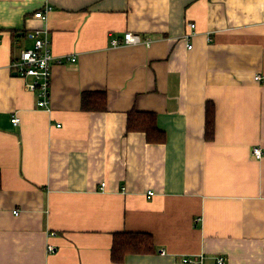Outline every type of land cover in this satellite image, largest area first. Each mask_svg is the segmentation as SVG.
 Instances as JSON below:
<instances>
[{
	"label": "crops",
	"instance_id": "0c3cea01",
	"mask_svg": "<svg viewBox=\"0 0 264 264\" xmlns=\"http://www.w3.org/2000/svg\"><path fill=\"white\" fill-rule=\"evenodd\" d=\"M36 30L49 109L11 68ZM0 176V264H116L125 232L155 252L120 264H264V0H0Z\"/></svg>",
	"mask_w": 264,
	"mask_h": 264
},
{
	"label": "built area",
	"instance_id": "2783aa9c",
	"mask_svg": "<svg viewBox=\"0 0 264 264\" xmlns=\"http://www.w3.org/2000/svg\"><path fill=\"white\" fill-rule=\"evenodd\" d=\"M51 7H46L45 11L35 13V17L46 21L49 16ZM34 39V45L32 48L23 49L18 58L13 61L11 68L16 75L26 79V88L34 93L37 97V106L40 109L50 108V85L52 82L53 64L57 60L58 63H63L64 59H56L52 52V41L47 30H36L31 35ZM142 43L140 37L133 33H126L123 42L120 40H113L112 46L117 47L123 45H137ZM146 46L151 45L150 40L144 42ZM68 61L75 62V57L68 58ZM20 122L18 116L12 118V123L17 125ZM253 154L256 158L261 157V151L258 148L253 149ZM105 187V183L101 185ZM149 196L153 193L148 192ZM19 212L16 211V214ZM48 250L52 252L54 247L48 246ZM186 262H192L191 259H185ZM217 264H224V258H219Z\"/></svg>",
	"mask_w": 264,
	"mask_h": 264
},
{
	"label": "trees",
	"instance_id": "16d2710c",
	"mask_svg": "<svg viewBox=\"0 0 264 264\" xmlns=\"http://www.w3.org/2000/svg\"><path fill=\"white\" fill-rule=\"evenodd\" d=\"M89 96H84L86 108H95L96 106H89V101L86 100ZM101 97L103 101L102 109H106V98L102 94ZM127 131L145 133L146 140L150 144H163L166 141V135L158 128L156 114L154 113L137 112L136 110L130 111L127 119ZM206 138L208 140L214 138V115L212 118L211 105L209 104L207 106ZM154 252V241L150 234L125 232L113 235L111 260L116 264L124 262L127 255H148Z\"/></svg>",
	"mask_w": 264,
	"mask_h": 264
}]
</instances>
